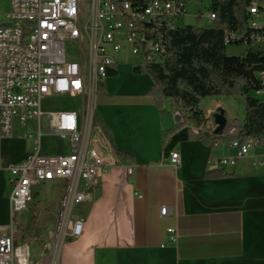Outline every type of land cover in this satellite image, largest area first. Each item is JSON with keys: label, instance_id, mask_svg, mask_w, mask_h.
<instances>
[{"label": "crops", "instance_id": "1", "mask_svg": "<svg viewBox=\"0 0 264 264\" xmlns=\"http://www.w3.org/2000/svg\"><path fill=\"white\" fill-rule=\"evenodd\" d=\"M134 66L120 62L102 86L96 113L111 132L113 149L122 154L120 164L100 173L92 201L72 206L68 230L80 219L83 233L62 235L57 264H264L261 151H251L235 167L210 163L234 156L236 149L228 139L214 149L191 139L194 127L179 122L169 103L161 113L148 94L153 80ZM174 152L178 163L172 162ZM127 167H133L131 175ZM215 170L229 175L206 176ZM47 182L63 185L64 193L37 189V199L41 206L54 202L57 210L61 207L62 218L67 181ZM11 194L10 176L0 170V236L18 231L17 220L19 225L30 220L29 213L22 215L30 206L12 213ZM163 207H168L166 215ZM171 227L179 233L175 244L168 243Z\"/></svg>", "mask_w": 264, "mask_h": 264}, {"label": "built area", "instance_id": "2", "mask_svg": "<svg viewBox=\"0 0 264 264\" xmlns=\"http://www.w3.org/2000/svg\"><path fill=\"white\" fill-rule=\"evenodd\" d=\"M8 1L6 22L0 25V170L10 176L12 213L29 208L35 187L42 182L61 179L67 186L63 221L54 242L46 244L42 259L31 260V240L12 228L10 234L0 236V264H57L62 235L79 237L83 233L80 219L73 220L68 230L72 206L92 201L100 173L120 164L110 139L95 121L105 80L128 55L139 57L145 66L162 63L167 53L165 33L176 27L190 0H148L137 7L128 0H93L85 22L81 21L79 0ZM250 1L253 16L249 30L242 34L228 31L226 42L239 40L264 48V27L257 22L261 5L259 0ZM215 18L211 12L210 19ZM136 40H143L142 50H135ZM261 76L263 88L259 94L264 99V72ZM55 95L81 98V108L45 114L42 100ZM212 114L207 113L206 123L194 132L216 136V145L228 139L236 154L210 159V163L235 167L256 149L262 151L259 163L264 162V143L253 137L242 140L238 120L214 134ZM175 115L183 122L179 111ZM14 117L22 127L34 121L38 137L34 138L36 146L31 155L5 165L1 142L12 137ZM44 132L68 140V153L42 156ZM172 162L178 163V153H172ZM127 173L131 175L133 167H127ZM167 210L163 207L162 214ZM168 235V243L178 242L175 228H169Z\"/></svg>", "mask_w": 264, "mask_h": 264}, {"label": "trees", "instance_id": "3", "mask_svg": "<svg viewBox=\"0 0 264 264\" xmlns=\"http://www.w3.org/2000/svg\"><path fill=\"white\" fill-rule=\"evenodd\" d=\"M128 1L137 7L145 5L148 0ZM250 6V0H211L209 10L216 15L211 25H176L166 31L167 53L164 61L146 65L154 82L148 94L154 97L162 114L165 113V104L169 103L175 112L181 113L184 124L201 128L207 121V112L201 106L203 99L241 94L245 96L246 112L240 125V138L246 140L253 137L264 143V99L259 94L263 88L264 48L239 40L226 42L228 31L242 34L249 30L253 16ZM262 10L261 7V13ZM200 18L199 15L198 21ZM231 44H245L248 48L242 55L229 56L227 46ZM133 69L143 72L140 66ZM95 121L113 143L110 130L97 113ZM190 138L200 139L213 149L217 146L218 138L208 132L196 135L190 130ZM115 150L120 158L122 154ZM227 175L224 170L206 173L207 177ZM38 197L39 192L35 191L34 199Z\"/></svg>", "mask_w": 264, "mask_h": 264}, {"label": "rangeland", "instance_id": "4", "mask_svg": "<svg viewBox=\"0 0 264 264\" xmlns=\"http://www.w3.org/2000/svg\"><path fill=\"white\" fill-rule=\"evenodd\" d=\"M210 1L211 0H190L187 6V12L177 19L176 25L178 27L189 24H198L199 27H208L211 25L213 23V19H210ZM92 2L93 0H79L82 22H85L91 9ZM259 2L263 10L260 16L257 18V22L261 27H264V0H259ZM8 7V0H0V25L6 22V13L8 11ZM199 15L201 18L198 21ZM68 47L69 50H71L72 47L70 44ZM247 48L248 47L245 44H231L227 46V54L229 56H239L242 55L247 50ZM126 61L131 64H140L142 66L143 73L151 77L146 70L145 64L139 57L128 55L127 57L121 58V62ZM216 100H219L223 104L226 110L228 124L235 120H238L240 125L244 122L246 112L245 96L238 94L220 96L216 98H205L202 100L201 106L205 109V111H207V113H214L218 108H220H217L214 102ZM81 105V98L70 95H55L46 97L42 100V111L47 114L67 109L79 110ZM31 135L33 136L31 137ZM37 137L38 128L34 121H29L26 127H21L18 117H14L12 137H10V140L8 141L3 140L1 142V151L5 162L15 163L18 161V159H22L24 157L26 158L31 155L35 151V140ZM63 153H68V140L44 132L41 137V155L56 156ZM63 188L64 186L61 184L56 185L55 183L42 182L35 187V191L40 189L41 193L48 191L51 194H61L64 193ZM29 206L31 210L28 209L22 215L26 218L29 213L30 220H24V224L21 225L18 224L17 220L15 222L14 228L15 230L18 229V232H21L24 238L31 240V260L37 261L41 258V252L43 249L42 243L47 241L48 243L54 242L55 234L53 233H55L58 229L60 220L63 221V217L61 218L62 208L60 207V209L57 210L56 204L54 202L49 204L47 207L46 204H42L41 206V203L38 201V199L34 200V198Z\"/></svg>", "mask_w": 264, "mask_h": 264}, {"label": "water", "instance_id": "5", "mask_svg": "<svg viewBox=\"0 0 264 264\" xmlns=\"http://www.w3.org/2000/svg\"><path fill=\"white\" fill-rule=\"evenodd\" d=\"M6 25H10V24H6ZM213 119H214V123H215V129H214V134H219L221 133L227 123V118H226V112L223 108H218L217 111H215L213 114Z\"/></svg>", "mask_w": 264, "mask_h": 264}, {"label": "bare ground", "instance_id": "6", "mask_svg": "<svg viewBox=\"0 0 264 264\" xmlns=\"http://www.w3.org/2000/svg\"><path fill=\"white\" fill-rule=\"evenodd\" d=\"M142 48H143V40H136L135 50H142Z\"/></svg>", "mask_w": 264, "mask_h": 264}]
</instances>
